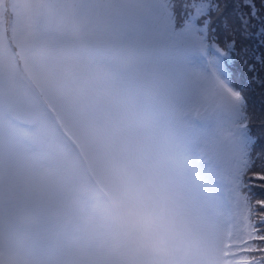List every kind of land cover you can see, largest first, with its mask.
Here are the masks:
<instances>
[{
  "label": "rangeland",
  "instance_id": "rangeland-1",
  "mask_svg": "<svg viewBox=\"0 0 264 264\" xmlns=\"http://www.w3.org/2000/svg\"><path fill=\"white\" fill-rule=\"evenodd\" d=\"M18 1L12 25V47L15 49L16 44L18 51L12 60L17 62L19 58L21 69L39 87L53 112L49 115L40 107L30 82L14 70L12 63L13 81L5 75L10 47L5 37L4 11L8 17L11 5L9 0H0V231L12 213L18 214L13 226L18 238L15 264L22 259L29 262L22 264H31L37 255L31 251L36 243L34 227L31 234L26 219L34 225L40 219L38 209L52 211L60 197L63 209L66 202L96 205L101 194L107 195V188L99 192L89 187L91 183L99 181L107 186L109 181L124 182L134 169L140 170L137 179L147 186L157 209L150 225L152 238L164 245L152 232L155 221L163 231L160 235L167 236L165 241L175 234L180 237L165 247L179 249L184 240L189 247L186 238H197L196 252H177V264H228L229 241L221 251L219 229L213 225L221 212V197L234 213L227 166L212 168L207 164L200 171L187 162L179 148L173 147L151 102L148 74L136 67L134 45L101 50L90 26L67 13L70 4L57 0ZM36 33L38 37L32 43ZM164 71L175 84L178 102L184 107L194 106L198 92L193 82L199 73L207 71L195 44L179 45L174 59L166 61ZM207 101L211 105V99ZM8 113H12L10 118ZM17 119L37 126L18 132ZM201 120L202 140H211L227 128L225 112L212 110ZM261 121L264 115L258 117L257 123ZM23 140L36 144L38 150L32 151ZM53 159L57 166L49 170L46 163ZM61 174L65 180L58 186L56 178ZM210 193L217 194L220 202ZM89 209L87 217L96 225L109 226L99 220L104 217L102 205ZM182 226H187L186 232H174ZM3 237V245L8 244L9 235L4 233ZM27 240L31 244L24 243ZM103 246L79 241L65 264H113ZM13 253L0 248V257ZM12 262L8 260V264ZM37 264L51 263L42 260Z\"/></svg>",
  "mask_w": 264,
  "mask_h": 264
},
{
  "label": "snow or ice",
  "instance_id": "snow-or-ice-1",
  "mask_svg": "<svg viewBox=\"0 0 264 264\" xmlns=\"http://www.w3.org/2000/svg\"><path fill=\"white\" fill-rule=\"evenodd\" d=\"M84 21L101 50L130 44L136 67L148 74L151 102L173 147L192 167L227 166L230 184L243 197L251 247L264 256V0H57ZM192 42L206 57L207 71L193 82L194 106H182L175 84L164 71L170 45ZM211 99V105L206 100ZM217 110L227 128L202 140L195 121ZM134 169L124 182L109 181L107 195L136 223L150 226L157 212L146 185ZM260 188V192L254 191ZM246 264L264 259L244 257Z\"/></svg>",
  "mask_w": 264,
  "mask_h": 264
},
{
  "label": "trees",
  "instance_id": "trees-1",
  "mask_svg": "<svg viewBox=\"0 0 264 264\" xmlns=\"http://www.w3.org/2000/svg\"><path fill=\"white\" fill-rule=\"evenodd\" d=\"M9 2L11 5V9L9 10L10 15L7 17V14L4 11V24L6 26L5 37L8 39L9 47H10V51L7 54L9 67L8 66L6 67L7 70H5L3 67L2 68L6 71L5 75H8L11 77V63H12L14 70L16 72H20V74H22L30 82V87L32 86L34 96L37 100V103L41 105L40 107H42L45 110L49 109L51 111V109L47 107L44 101V97L39 87L34 82H32L25 75L24 71L21 69L20 63L18 62L19 58H17L18 59L17 62L12 60V57L16 56L15 50L18 51L17 49L18 46L16 44H14L15 49L12 47V43H14L12 25H13V21L15 17L16 8L19 5V1L9 0ZM42 2L44 3L45 0H42ZM40 24H41V19H40ZM37 34L38 33L33 34V36L31 37L32 43H34L33 40H35V38L38 37ZM178 47L179 45L169 46L167 60L174 59V57L176 56ZM201 56H202V60L204 59L205 66H206L207 65L206 57L202 53H201ZM10 87H12V85H10ZM206 104L210 105V102L207 101ZM48 114L50 115L49 111H48ZM12 119L15 120L14 117ZM16 126L18 127L17 131L19 132L20 131L19 122H18V125ZM202 127L203 126H202L201 119L195 121L194 128L199 137H200L199 130H201ZM47 166L49 170H53L57 166V163L55 161L48 162ZM89 168L94 171L92 166ZM198 169L200 171H204L202 167H198ZM61 175L64 176L63 174ZM52 181H53V177H52ZM56 182L57 183L61 182L60 176L56 178ZM254 183L256 185H259V184H264V181L255 180ZM89 187H95L96 190H99L98 185L96 184L94 185L93 183H91V186ZM104 187L107 188L106 185ZM254 191L260 192L261 189L254 188ZM228 192L230 195L234 196L233 197L234 199H232L234 202L232 206L234 213L233 215H230L231 206L230 207L225 206L223 203V198L221 197V202H220L221 212L216 214L215 216L216 222L213 224L214 226H217L219 229V233L221 237L220 238L221 251L225 247V242L227 240H230L231 264H246L244 260V257L246 256H252L253 258H255V260L264 259V256L262 255L258 257H254L253 255H255L257 252L250 253V252L245 251V249L251 247L252 245L249 243L250 232L246 224L247 217L245 215V207L242 203L243 197L239 196L237 190L233 188L232 186L228 188ZM210 194L216 197L218 201L220 200L217 194L215 193H210ZM62 199L63 198L60 197V200L55 202V204L53 205L52 211L48 212L44 210L41 211V209H38V214L40 213L39 214L40 219L37 220L36 232H34V234L36 235V238H35L36 243L33 245L34 249L31 250L32 254L34 251H36L37 255L35 256L34 261H32L33 255L32 254L28 255V259L30 260V262L32 261L31 264H37L42 260H46L48 261V263H51V264H65L66 259H68L69 261V255H70L71 249L74 250V248L78 245L79 241L84 240L86 245H88L89 242L92 245L96 243L99 245H104L109 240V237H110L109 233L110 231H112L111 228L109 226H106L105 224L96 225L93 222V220L87 217V215L90 213L89 206H93V205H90V204L89 206H81V205H76V204L72 205L71 203L65 201L67 205H66V208L63 209L64 207H62V202H63ZM98 201L101 202L100 199ZM39 207L45 208L43 206H39ZM74 215L76 216V219L73 218ZM17 217H18V214L12 213L10 216V219L3 226L2 236L4 235V233H6L9 235L10 240H9V243L6 245H3V241H2V243H0V248L3 247L4 250L8 248L9 250H13L14 253H13V256L11 255L10 257H8V255L6 254L2 255L0 257V264H8V260H12V259H13V262L11 264L16 263V256H14V254L16 251L18 238L16 235V230H14L13 226L16 224ZM99 220L104 221V217H99ZM156 223L157 221H155L151 227L154 236L157 234V238L159 241H161L164 245L168 244V242L165 241L167 236L160 235V232H163V231L160 230V225L157 226ZM73 225L75 227H72ZM154 225H156V227H154ZM186 229H187V226H182L181 228L174 230V232L175 233L186 232ZM12 237L14 238V241L12 240ZM186 239L188 241L189 247L186 245V242L184 240L180 248L178 249L179 253L187 254L189 252L191 253L192 251L196 252V248L198 246L197 238L195 236H191ZM2 240H4V237L2 238ZM28 242L29 244H31L30 240H27L24 243L27 244ZM256 243L259 244V243H264V242L257 241ZM68 245H70L71 248ZM220 255L222 256V252L220 253ZM23 262L29 263L28 261H24L22 259L20 261V264H22Z\"/></svg>",
  "mask_w": 264,
  "mask_h": 264
},
{
  "label": "clouds",
  "instance_id": "clouds-1",
  "mask_svg": "<svg viewBox=\"0 0 264 264\" xmlns=\"http://www.w3.org/2000/svg\"><path fill=\"white\" fill-rule=\"evenodd\" d=\"M100 200L104 220L112 230L103 247L113 264H177L178 249L156 242L150 226L136 223L108 195L101 194Z\"/></svg>",
  "mask_w": 264,
  "mask_h": 264
},
{
  "label": "bare ground",
  "instance_id": "bare-ground-1",
  "mask_svg": "<svg viewBox=\"0 0 264 264\" xmlns=\"http://www.w3.org/2000/svg\"><path fill=\"white\" fill-rule=\"evenodd\" d=\"M41 103V102H40ZM41 106V105H40Z\"/></svg>",
  "mask_w": 264,
  "mask_h": 264
}]
</instances>
